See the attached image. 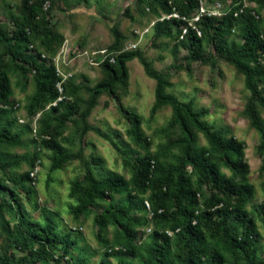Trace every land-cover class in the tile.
<instances>
[{
    "label": "rangeland",
    "instance_id": "1",
    "mask_svg": "<svg viewBox=\"0 0 264 264\" xmlns=\"http://www.w3.org/2000/svg\"><path fill=\"white\" fill-rule=\"evenodd\" d=\"M194 1L197 6L190 17L199 12L200 5L207 16L216 17L223 16L232 6V0ZM29 2L42 5L43 12L50 18V29L60 44H55L53 53L47 54L42 50L41 58L45 66L54 67L61 85L70 84L78 88L74 95L62 91L60 96L61 103L72 104L78 108V113L61 123L62 109L53 111V102H46L34 114H29L27 107L35 92V71L30 63L39 62L41 48L37 44V48L30 46L26 51L31 58L25 65L27 71L22 72L15 67L16 62L11 56L1 55L3 47L0 45L3 62L0 72L7 73L9 77L12 104V107H6L12 112L0 121V129L10 124L11 133L20 135L18 146L0 144V186L13 190L16 196L0 187V197L11 208V212L4 213L0 221V253L9 252L15 258H27L32 263L31 253L38 248V244L26 239L18 216L42 223L45 215L49 214L55 220L58 234L74 244L67 252L64 245L48 248L47 255L36 264H55L56 260H60L61 264L81 261L84 264H118L119 259L130 264H142L140 254L112 256V250H121L120 247H110L117 235L114 226H108L102 233L107 246L95 237L98 229L93 222L94 216L102 213L112 202L125 203V195L97 201L87 214L78 219L71 212L77 203L69 196L70 183L82 179L86 166L96 179L117 175L128 180L131 176L128 161L133 162L147 152L166 148L180 135L178 127L170 126L169 106L153 111L156 82L144 72L136 58L127 63V89L118 86L114 96L99 94L82 123L80 114L89 99V91L104 78V63L107 60L112 62V57L120 51H138L154 73L166 76L168 86L165 92L168 95L181 102H192L194 111L202 113L200 120L210 131L219 132L222 138H233L242 144L243 160L248 167L245 175L233 176L231 170L219 162L217 165L226 178L244 181L253 187V196L243 208L255 225L252 235L255 250L250 264H264V153L259 148L260 134L250 125L244 112L250 93L244 87L243 76L228 61L219 58L206 39H203L200 52L201 58L206 61L190 62L186 59L188 51L181 47L175 34L171 37L157 36V22L167 17L159 4L155 6V11H151L147 0ZM242 6L254 12L259 28L263 30L264 0H242ZM20 10L21 0H0V28L8 37L14 31V22L19 18ZM113 30L122 37L119 45L114 44ZM227 38L241 42L237 27L230 31ZM258 88L264 97L263 81L258 83ZM256 111L264 129V108L256 105ZM127 112L136 114L139 123L129 121ZM84 124L87 127L85 131ZM54 129L61 133L56 141L64 152L76 157L60 170L52 171L51 153L46 149L39 151L42 135L38 134L44 130L52 133ZM136 132L149 142L148 145L143 148L135 145ZM193 134L194 146H209L202 133L194 131ZM179 152V148L171 146L169 154L173 156L165 160H174V155L178 156ZM79 153L80 156H77ZM32 161H35L33 166ZM37 161V174L31 178L32 181H28L25 174L34 170ZM185 174L197 187L198 174L191 173L189 167ZM200 191L203 198L210 196L205 186ZM135 216L146 221L144 211ZM149 242L150 239H147ZM223 264H233V260L225 255Z\"/></svg>",
    "mask_w": 264,
    "mask_h": 264
},
{
    "label": "trees",
    "instance_id": "2",
    "mask_svg": "<svg viewBox=\"0 0 264 264\" xmlns=\"http://www.w3.org/2000/svg\"><path fill=\"white\" fill-rule=\"evenodd\" d=\"M29 1L21 0L19 18L14 22V31L10 37L0 28V45L3 47L1 55L11 56L16 62L15 67L22 72L27 71L25 65L31 58L26 51H29L30 46L37 48V44L41 48L38 53L39 62L30 63L35 71V92L27 108L29 114H34L42 104L55 102L59 97L56 85L60 78L53 66L44 65L41 54L43 51L53 53L56 50L55 44L59 45L60 41L51 31L50 18L43 12L42 5H32ZM146 4L151 11H155V6L159 4L163 14L176 13L178 17L185 18H189L197 6L194 0H147ZM186 25L180 18L170 17L157 22L156 35L171 37L175 34L181 47L188 51L186 59L190 62L206 61L200 56L203 39H206L216 55L228 61L243 76L244 87L250 93L244 112L250 125L260 134L259 148L264 153V129L256 111V105L264 108V97L258 88V83L264 82V29L259 28L254 12L243 8L242 0H232L231 8L223 16L203 15L195 23L200 35L191 28H187L182 35ZM235 27L241 42L227 38ZM112 34L114 44L119 45L121 35L116 30ZM135 58L143 66L144 72L156 82L153 111L169 106L170 126L178 127L180 135L166 148L161 147L157 152H147L133 162L128 161L131 171L128 180L117 175L96 179L86 166L82 179L70 183L69 196L77 203L71 208L72 215L78 219L87 214L97 201L113 200L116 195H125V203L112 202L93 218L98 229L95 237L105 246L108 243L102 233L110 225L116 228L117 235L110 247H120L121 250H112V256L140 254L142 264H223L227 255L233 264H250L255 250L252 238L255 225L243 208L253 196V187L244 181L236 182L234 178H226L217 165L219 162L231 170L233 176L245 175L248 167L243 160L242 144L233 138H222L219 132L210 131L200 120L202 113L194 111L192 102H181L168 95L165 92L168 86L166 76L154 73L140 52L120 51L112 57L113 62L107 60L104 63V78L89 91V99L80 114L82 123L99 94L114 96L118 86L127 89V63ZM2 64L0 58V66ZM61 87L62 91L70 95L78 90L70 84H62ZM10 96L9 77L7 73L0 72V121L12 112L6 109L12 107ZM52 109H62L61 123L78 113V108L68 103L58 102ZM127 113L129 121L139 123L136 114ZM10 127V124H6L0 129V144L18 146L20 135L11 133ZM83 129H87L85 124ZM194 131L206 137L209 143L207 148L194 146ZM60 134L57 129L52 133L44 130L38 134L42 135L39 151L46 149L51 153L52 171L60 170L66 162L76 157L66 154L57 143ZM148 143L136 132L137 147L143 148ZM171 146L179 148L180 152L178 156L174 155V160L168 161L165 158L173 156L169 154ZM187 167L191 173L198 174L197 187H194L191 177L185 174ZM25 178L32 181L29 172ZM203 186L210 193L206 199L200 191ZM0 187L16 197L13 190H7L2 185ZM145 201L149 210L146 209ZM142 211L146 212V221L135 216ZM9 212L10 206L0 197V221L4 213ZM18 217L26 239L38 244V248L31 253L34 261L31 263L27 258L18 259L12 253L5 252L0 253V264H36L47 255L48 248L64 245V251L67 252L74 244L58 234L55 220L49 214L45 215L42 223L27 220L22 215ZM147 228H150L148 233L145 232ZM147 239H150L149 243ZM140 250L142 253H139ZM55 264H61V261L56 260ZM75 264H84V261ZM118 264L130 263L119 259Z\"/></svg>",
    "mask_w": 264,
    "mask_h": 264
},
{
    "label": "built area",
    "instance_id": "3",
    "mask_svg": "<svg viewBox=\"0 0 264 264\" xmlns=\"http://www.w3.org/2000/svg\"><path fill=\"white\" fill-rule=\"evenodd\" d=\"M199 9L200 10H199V12L197 14H195V15L189 17V18L178 17V15L176 13H173L171 15H167L166 19H169L170 17H177V18H180L182 21L186 22L187 25L182 29V35H184L186 33L187 28L193 29L197 33V35H200V32L198 31V29L195 26V23L198 22L199 19L203 15H206V12L203 10V6L202 5L199 6ZM111 61L113 62V59H111ZM56 89L58 90L59 97H58V99L55 102H53L54 106L56 105V103L61 101V97H60L61 96V92H62L61 81L56 85ZM32 133L36 137V131L33 130ZM43 138H45V137L43 136ZM38 165H39V162L37 161L34 170L32 172H30V174H29L31 178H34L36 176L37 170H38ZM144 203H145L146 209L149 210L148 203L146 201ZM148 217H150V215ZM145 232L146 233L150 232V228L145 229ZM168 234L170 235V233H168ZM139 239H140V237H139Z\"/></svg>",
    "mask_w": 264,
    "mask_h": 264
}]
</instances>
